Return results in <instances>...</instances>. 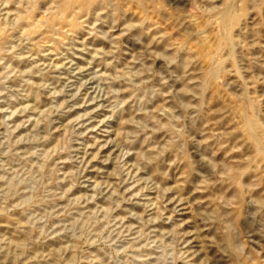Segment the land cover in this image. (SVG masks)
Masks as SVG:
<instances>
[{
	"label": "rangeland",
	"instance_id": "374dc122",
	"mask_svg": "<svg viewBox=\"0 0 264 264\" xmlns=\"http://www.w3.org/2000/svg\"><path fill=\"white\" fill-rule=\"evenodd\" d=\"M70 2L0 0V264H264V0Z\"/></svg>",
	"mask_w": 264,
	"mask_h": 264
},
{
	"label": "bare ground",
	"instance_id": "6f19581e",
	"mask_svg": "<svg viewBox=\"0 0 264 264\" xmlns=\"http://www.w3.org/2000/svg\"><path fill=\"white\" fill-rule=\"evenodd\" d=\"M65 2V1H64ZM86 3L85 4V6L86 5H88V4H93V3H95L94 2V0H71V2L69 3V5L67 6V8H66V6H65V8H66V10H69V9H71L73 6H76V5H79L80 3ZM106 2V1H105ZM67 3V2H66ZM66 3L65 4H63V5H66ZM97 3H98V0H97ZM97 3L95 4V5H97ZM102 3V2H101ZM33 7V6H32ZM84 7V6H83ZM89 7V6H88ZM35 8V7H34ZM60 8H63L62 6L60 7ZM85 8V7H84ZM99 8V7H98ZM83 9V8H82ZM228 9V8H227ZM61 10V9H60ZM64 10V9H63ZM66 10H64V12L61 10V12H63L62 13V15L59 17V15H57L58 17H59V19L60 20H67L66 19ZM88 10V9H87ZM73 10H71V12H72ZM83 11H84V9H83ZM224 12V11H223ZM74 13V12H73ZM76 13V12H75ZM222 14V13H221ZM70 15H71V13H70ZM223 18H224V23L227 25V29L229 28V27H233V25L235 24V18L232 16V14L231 13H229V11H225L224 12V14H223ZM27 18V17H26ZM80 18V17H79ZM23 19H25V17H23ZM22 19V20H23ZM21 20V21H22ZM26 21V20H25ZM77 20H75L74 19V16H73V20H71L70 21V23L72 24V25H75V22H76ZM23 22V21H22ZM69 22V21H68ZM78 22V21H77ZM79 26H80V24H79ZM226 27V26H225ZM233 28H231V30H232ZM3 30V29H2ZM229 30V29H228ZM73 32V31H72ZM230 36V35H229ZM5 38V37H4ZM226 41H227V39H226ZM6 43V42H5ZM228 43H229V41H228ZM227 45V44H226ZM229 45H230V43H229ZM228 45V46H229ZM1 51V50H0ZM213 62H216V61H213ZM222 62V61H221ZM226 62V61H225ZM213 64V63H212ZM214 65V67L217 65V68H220V66L222 65L221 63L220 64H218V62H216V65L215 64H213ZM210 66L212 67V65L210 64ZM222 68V67H221ZM220 68V69H221ZM205 69V68H204ZM203 69V70H204ZM207 69V68H206ZM209 70V69H208ZM222 70V69H221ZM221 70H219V71H221ZM205 71V70H204ZM204 71H202V72H204ZM214 71H215V69H214ZM213 71V72H214ZM218 71V70H217ZM218 71V72H219ZM212 72V73H213ZM217 72V73H218ZM210 75H213V74H210ZM217 74H215L214 76H216ZM194 78V77H193ZM197 79H198V82L200 83V81H199V78L197 77H195L194 78V81L193 82H195V80L197 81ZM197 82V83H198ZM191 83V82H190ZM187 84V83H186ZM194 86H196L195 85V83L193 84ZM207 84H205V86H206ZM191 86V85H190ZM189 86V87H190ZM208 86V85H207ZM206 86V89L208 88ZM192 87V86H191ZM201 87H203V85L201 86ZM192 88H194V87H192ZM192 88H190V89H192ZM200 88V87H199ZM203 89H204V87H203ZM203 89H201L200 88V90H202L203 91ZM191 91V90H190ZM189 91V92H190ZM203 93V92H202ZM204 99V98H203ZM36 100H37V97H36ZM37 102H38V100H37ZM126 121V120H125ZM246 122V130L248 131L247 133H249V135H250V137L252 138V140L254 141V144H255V154H254V158H253V160L255 159V163H260V161H263L264 160V146L262 145V147L259 145V142L257 141V139L255 138V132L257 131V125H256V123L253 121V120H248L247 119V121H245ZM126 124V123H125ZM245 125V124H244ZM208 129V128H207ZM245 130V129H244ZM243 129H242V131L241 132H243L244 131ZM246 132V131H245ZM244 134V133H243ZM215 136V135H214ZM250 137L248 138L247 136H246V138H248V140L250 139ZM256 137H257V135H256ZM207 138V137H206ZM260 138V137H259ZM217 141V140H216ZM250 141V140H249ZM261 141V140H260ZM220 142H221V140H220ZM252 142V141H251ZM220 144V143H219ZM252 151V150H251ZM252 156V155H251ZM250 160V159H249ZM242 161V160H241ZM246 161V160H245ZM249 162V161H248ZM254 162V161H253ZM263 162H261L259 165H261ZM252 164H254V163H252ZM190 165H192V163L190 162ZM257 165V164H256ZM258 166V165H257ZM262 166H263V164H262ZM190 167V166H189ZM254 168V167H253ZM261 168H263V167H261ZM196 170V169H195ZM247 171H249L248 169H247ZM251 171H253V170H251ZM232 175V174H231ZM227 177V176H226ZM231 177V176H230ZM227 178H229V177H227ZM253 180V179H252ZM242 184V183H241ZM245 186H246V183H245ZM245 186H244V188H245ZM241 187V186H240ZM253 188H255V186L253 187ZM240 189V188H239ZM246 189V188H245ZM245 195V194H244ZM263 195V194H262ZM239 202V201H238ZM224 211V210H223ZM230 212V211H229ZM225 215V214H224ZM228 215V214H227ZM220 216H221V213H220ZM222 217V216H221ZM223 217H225V216H223ZM228 217V216H227ZM225 220V219H224ZM28 228V227H27ZM232 228H234V227H232ZM26 230H28V229H26ZM29 232V231H28ZM17 233V232H16ZM21 238V236L19 237V239ZM18 239V238H17ZM20 240H22V238L20 239ZM20 240H19V242H20ZM17 243V242H16ZM234 243H235V241H234ZM14 244H15V242H14ZM39 264H40V262H39Z\"/></svg>",
	"mask_w": 264,
	"mask_h": 264
}]
</instances>
